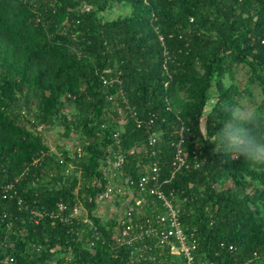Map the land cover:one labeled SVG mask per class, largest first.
<instances>
[{
	"label": "trees",
	"instance_id": "16d2710c",
	"mask_svg": "<svg viewBox=\"0 0 264 264\" xmlns=\"http://www.w3.org/2000/svg\"><path fill=\"white\" fill-rule=\"evenodd\" d=\"M115 7L131 12L105 20ZM240 65L244 91L233 82ZM253 86L264 98V0H0V178L19 192L14 200L0 194V264L9 256L51 264L58 246L92 264H151L133 263L129 247L116 246L114 219L94 218L92 254L70 226L36 223L30 212L82 200L92 214L107 183L101 160L121 126L122 183L158 164L184 230L199 243L196 264H264V99L250 117L239 112ZM132 110L154 119L156 156L145 152L149 131ZM182 127L187 166L172 178ZM55 128L64 130L56 148L64 163L44 136ZM69 164L79 175L66 176ZM15 218L26 235L7 239Z\"/></svg>",
	"mask_w": 264,
	"mask_h": 264
},
{
	"label": "built area",
	"instance_id": "2783aa9c",
	"mask_svg": "<svg viewBox=\"0 0 264 264\" xmlns=\"http://www.w3.org/2000/svg\"><path fill=\"white\" fill-rule=\"evenodd\" d=\"M115 83H117L116 79H104V85L106 86H112ZM119 96L127 104L123 92H120ZM110 100H113V97ZM131 113L138 127L144 125L149 131L148 147L150 150H145V152L151 157L156 156L155 147L160 136L152 131L154 119L144 121L138 118L134 110ZM124 131V126H121L114 132L112 143L106 151V157L101 160L100 169L107 183L105 188L94 196L95 209L92 214H90V210L84 202L78 200L73 209L64 202L57 203L53 209L46 207L33 209L30 211L33 216L32 219L38 223L41 219L47 218L55 223L70 226V233L78 235L80 240L85 238L82 250L92 254H95L96 245L100 239L99 231L94 225V218L101 219L103 222L114 219L117 222L115 227L116 246L129 247L133 263L148 261L151 264H196L199 243L194 235H190L184 230L180 218L179 204L176 203L174 193L166 192L163 188L166 183H161L159 180L158 164L152 163L149 165L147 174L142 176L137 183L130 179H126L129 186L122 183L124 167L127 163V155L122 140ZM183 132L184 127L179 131L180 139L177 144L172 178L187 166L186 154L183 149ZM68 148L77 150L75 145L71 144ZM51 149L57 154L60 163L66 162L61 153H57L56 149L52 147ZM80 152L81 150L78 149V153ZM69 166V170L65 171L66 176H69L71 172L75 173L73 172L75 168L70 164ZM75 174L79 175V173ZM74 193L75 196L79 195L78 187ZM0 194L3 199L14 200L19 196L16 183H6L0 178ZM85 197L87 198L84 194ZM19 205H22V200L19 201ZM148 205L151 207V215L146 212ZM17 219L15 218L7 223V239L11 235L19 237L26 235L25 228H14ZM23 224H26V221L23 220ZM81 225L83 229L78 228ZM85 227L88 228L87 231ZM91 232L92 235L89 234ZM85 234H87V237ZM12 245L14 243H11ZM33 248L41 251L36 246H33ZM54 251L57 252V255L51 264H92L80 261L72 247L63 248L58 246L54 248ZM174 258L179 261L176 262ZM5 262L8 264L16 263L12 256L7 257Z\"/></svg>",
	"mask_w": 264,
	"mask_h": 264
},
{
	"label": "rangeland",
	"instance_id": "374dc122",
	"mask_svg": "<svg viewBox=\"0 0 264 264\" xmlns=\"http://www.w3.org/2000/svg\"><path fill=\"white\" fill-rule=\"evenodd\" d=\"M131 12L129 7H115L114 9L103 14L105 20H114L120 16H125ZM248 73L247 69L243 66H239L235 74V83L244 91L248 84ZM230 80L228 79V84H230ZM263 96L257 86H253L251 88L250 93H245L244 96L239 100L240 107L239 112H241L244 117H250L252 114L257 112L259 108L263 105ZM213 103V102H212ZM212 107V105L208 108V110ZM205 122L203 121V126ZM62 128H55L50 130L44 134L46 142L52 148L56 149L58 145L65 144V141L61 137V133H63ZM264 160V150L261 152L260 156Z\"/></svg>",
	"mask_w": 264,
	"mask_h": 264
}]
</instances>
